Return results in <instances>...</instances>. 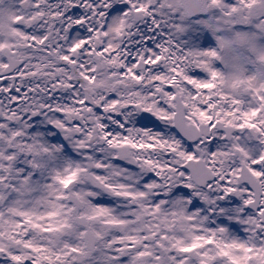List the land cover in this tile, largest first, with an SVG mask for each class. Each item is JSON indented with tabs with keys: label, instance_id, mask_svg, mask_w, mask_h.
Segmentation results:
<instances>
[{
	"label": "snow or ice",
	"instance_id": "obj_1",
	"mask_svg": "<svg viewBox=\"0 0 264 264\" xmlns=\"http://www.w3.org/2000/svg\"><path fill=\"white\" fill-rule=\"evenodd\" d=\"M0 264H264V0H0Z\"/></svg>",
	"mask_w": 264,
	"mask_h": 264
}]
</instances>
